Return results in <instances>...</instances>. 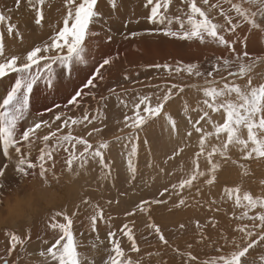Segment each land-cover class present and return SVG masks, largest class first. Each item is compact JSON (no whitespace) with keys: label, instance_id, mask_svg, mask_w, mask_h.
Segmentation results:
<instances>
[{"label":"snow or ice","instance_id":"6c2138e0","mask_svg":"<svg viewBox=\"0 0 264 264\" xmlns=\"http://www.w3.org/2000/svg\"><path fill=\"white\" fill-rule=\"evenodd\" d=\"M50 2V0H49ZM117 0H109L113 8L116 7ZM230 3L231 10L236 14L234 20L230 12H225L218 3H211L210 0H202L203 5H208L209 10L198 6V0H181L183 8L177 6V14L170 13V5L173 0H145L144 7L149 9L146 21L152 25L148 34H162L165 37L175 38L181 42L198 41L201 44L206 42L218 43L228 48L232 56L216 57L212 70L206 72L205 87H203L204 109H197V113L202 111V115L192 123L196 134L199 135V151L195 153L196 159L191 162V168L187 174L178 180L177 183H171L170 187L164 186L159 191V196H179L180 204L185 203L183 198L186 190L193 187L199 191V185L195 182L203 178V183L212 185L216 179L215 173L219 164L213 159L214 155L230 159L228 156L229 146L238 147L244 153V159L247 160L255 154L256 157H264V135L258 136V131H264V83L254 85L251 71L259 63L264 62V54L252 55L247 50L248 37L241 40L236 37V33L241 23L246 24L251 29L259 30L264 34V0H242L236 3L234 0H227ZM46 0H27V6L34 13V24L42 25L45 20L44 6ZM15 8L22 6V0H14ZM98 0H62V26L52 25L51 35L41 44L26 50V53H15L6 48L3 42V36H0V78H6L9 74H15L14 83L6 95L3 96L0 103V189L7 185L4 183L7 169L10 164L14 166L15 175L13 180L19 179L22 183L29 176H38L43 179L49 186L55 185L56 189L62 187L61 176H58L52 167H47L46 162H52L53 156L61 149L66 153V172L73 180L79 179L81 174L88 175V166L90 161L98 164L103 174V179L107 181L114 180L112 174V161L106 160V152L110 150L112 142L119 144L123 141L120 155L126 161V183L133 185L138 174L136 157L140 148L141 134L145 127L156 118L163 116L171 125L173 132L177 128V122L166 111V105L171 102V98L176 92L182 93L184 89L178 84L168 85H148L157 89L156 92L148 94H137L129 99L130 89L112 87L106 92L100 91L107 77L105 75L106 67L114 65L120 54H108L101 56L99 60L95 59L94 48H89L87 40L98 35L97 32L90 29V25L95 22L100 13L96 10ZM66 8V14L63 9ZM220 9V15L224 23L214 22L211 16V10ZM14 9H7V13L0 11V24H6V31L13 35V38L20 37L22 41L23 33L17 30V25L11 22L9 15ZM225 33L231 34L233 39H229ZM132 37L141 35L138 32L130 33ZM125 40L129 34L123 36ZM109 35L107 40H111ZM239 43L241 51L237 52L234 45ZM92 52V59L86 56ZM223 70H229L233 66L236 71H228V77L231 81L225 80L222 86H214L215 80H208L207 77H213L215 72L220 71L218 67L221 63ZM179 64L180 62L177 61ZM61 66V71L65 72V80L70 79L74 72V65H94V70L87 76L86 82L73 93H69L66 103L63 105L54 104L52 107L45 108L48 114L56 112L54 122L58 123L55 131H49L47 135L39 136V131L43 127L51 129L53 122L43 119L44 112L33 115L30 112L29 102L30 94H34V86H39L40 82L49 87L55 88L57 83V73L54 66ZM155 69H169L170 65L156 63L148 65ZM181 70L194 75L195 77L205 76V72L199 69L197 63H188L182 67L175 68L176 72ZM247 77V83L242 87L236 82L235 78ZM123 78L129 79L127 72ZM224 80V78H221ZM163 90V91H161ZM90 98L91 106L85 101ZM110 98H115L113 111V120L115 124L122 125L116 134L106 138L105 133L109 132L110 125L107 123L108 102ZM83 109L81 116L73 117L68 113L75 109ZM63 109L64 111H61ZM222 111V123L214 122L211 113ZM210 110V112L208 111ZM122 113L120 119L116 113ZM129 112L131 114H129ZM29 116L32 119L29 120ZM63 121L62 123H59ZM211 124L212 129L217 137L225 134L226 139L221 144H211L210 150L206 147V141L213 135L212 131L205 129L204 124ZM20 124H24L20 128ZM79 127L80 131L74 134V127ZM241 127L247 129V138L243 139L240 135ZM67 130L66 134L62 130ZM127 129V131H125ZM86 133V135L84 134ZM188 137L192 132H188ZM95 137V139H93ZM250 142V143H249ZM39 147V154L35 162L30 158V153ZM143 145L147 152H151V145L147 138L143 139ZM11 150V151H10ZM182 149L174 150L168 159L178 155ZM203 156L207 161L205 165L207 171L201 170L199 157ZM235 163V161H234ZM242 169L243 164L238 165ZM160 175H170L164 168L156 165ZM38 169V173L37 170ZM51 174V178H49ZM63 174V173H62ZM64 183V182H63ZM17 184H14V187ZM114 186V185H113ZM10 190V189H9ZM224 191L232 196L235 195L234 203L236 206L243 208L239 220H247L248 224H239L236 227L241 235L237 239L232 238L230 250L226 253L217 249L218 254L206 264H264V198L254 197L248 192H244L243 197L238 194L239 188H225ZM3 191H0L2 194ZM125 192H118L115 200L108 199L104 206L91 199L83 200V204L91 209L88 216L92 231L98 229L99 223L104 222L109 230L107 238L110 241V249L106 250L107 255L102 264H137L136 261L124 258V252L119 239L121 233L123 237L130 242V248L133 252L138 251L137 241L128 225L113 230L110 223L117 218L106 211L112 206L120 207L121 197L127 198ZM152 199L141 198L138 204L131 212L125 211L126 217L131 216L133 212L139 209L142 213L149 212V205L161 203V200L155 198L156 193L152 194ZM246 202V203H242ZM249 210H255L254 214ZM77 213L73 212L72 216ZM63 216L66 223L57 222V218ZM51 229H58L62 235L55 239L46 252L41 251V257L51 258L53 264H82L78 257L77 246L74 243L72 225L73 220L60 210H53L51 214ZM148 228L154 230L159 239L167 244L168 241L161 234V229L151 222L149 216ZM9 237L6 248V255L0 256V264H17L19 257L10 260L17 246L24 245V239L14 231L7 233ZM202 236V234H201ZM203 238V236H202ZM99 240V236L96 237ZM103 243V241H101ZM59 246V247H58ZM93 249L98 245L91 243ZM191 247V246H189ZM185 257V264H194L196 256L190 251L179 253ZM88 264H95L90 260Z\"/></svg>","mask_w":264,"mask_h":264},{"label":"rangeland","instance_id":"374dc122","mask_svg":"<svg viewBox=\"0 0 264 264\" xmlns=\"http://www.w3.org/2000/svg\"><path fill=\"white\" fill-rule=\"evenodd\" d=\"M141 1L142 2H139V4H141L144 9H142V14L140 15L141 19L139 20L138 15L136 17H133L132 15L134 12L137 14L139 13L138 8L135 7L138 6L135 0H131L132 3H128V0H117L115 8L112 7L109 0H98L96 10L100 15L95 18L94 22V31L97 32L98 35L90 38L87 41V44L90 49L94 48V56L96 60H99L101 56L108 54H120L119 59L116 60L113 66L106 67L105 75L107 79L102 85H100L101 92H106L108 88L112 87H122L123 89L131 90L129 93V99H131L137 94H148L157 91V89L149 87L148 85L166 84L171 86L172 84H178L184 89L182 93L174 90L171 102L166 105V111H168L177 122L175 132H173L170 127V134H168L169 136H174L172 137L175 141L173 151L182 149V151H179L176 156V165H179L178 168L185 172L187 168L191 166V162H187L186 158L192 156L191 159L193 160L196 158L195 153L199 151V135L195 133L192 123L189 121L194 122L199 118V115H202V111L198 115L197 109L205 108L203 105L205 97L203 96L202 90L203 87L206 86V72L212 70V65L215 63L216 57L231 58L232 53L231 51L226 53L212 52V49L209 48L208 45L209 42L201 45L198 41L181 42L177 39L171 40L170 38H167V40L161 45L172 43V47L160 48L158 46L160 40L156 35H163L148 34L146 31L150 30L152 25H150L145 19L149 13V9L144 7L145 0ZM236 1L237 3L242 2V0ZM127 3L128 7H125ZM211 3L212 0H210V4ZM104 6L108 9L109 15L105 14ZM198 6H202L205 10H209V6L203 5L202 0H198ZM9 8L14 9L9 15L11 16V22L17 25V30L23 33V42H19L21 40L20 37H15L14 39V34L10 35L7 33L6 24H0V36H3V42L5 43L6 48L10 49L12 52L26 53V50H30L31 47L37 44L42 45L47 39L46 37L52 34L49 29H51L52 25H56V21L57 23L59 22L57 16H60L62 10V0H50V2L49 0H46L44 6L46 18L40 26L34 24V13L27 6V0H22V6L20 8H15L14 0H0V11L7 13V9ZM216 10L220 13L219 8ZM63 12L66 14V8L63 9ZM145 22L147 23L146 27L145 24L142 26ZM132 32L141 33L138 42H136L135 37L130 35ZM125 34H129L127 40L123 38ZM145 34L149 36H145ZM109 35L112 37L111 40H107ZM203 49H206V52H204ZM92 57V52L86 56L87 59H92ZM177 61L180 63L178 64ZM156 63L161 65L168 63L170 68L155 69L148 67V65ZM188 63H197L199 69L205 72V76L195 77L183 70L180 72L175 71V68L182 67V65ZM218 67L220 68V71L215 72L213 77H207V79L215 80L216 84L214 86L220 87L225 80L231 81L233 79L232 77H228V71H236L237 69L233 66L227 71L223 70L222 59ZM74 69L71 78L65 80L66 73L61 71V66L56 65L54 66V70L58 75L54 89L47 87L43 81L40 82L39 86H34V94H30V112L33 115L44 112L42 118L53 122L51 129L43 127L41 130H38L40 137L47 135L50 130L55 131L58 127V123L54 122L56 112L53 111V113L48 114L45 112V108L52 107L54 104L63 105L66 103L69 93H73L75 89L80 88L82 84L86 82L87 76L94 70V65H74ZM125 72L129 75V79L127 80L123 78ZM222 77L224 80L221 79ZM14 79L15 74H9L6 78H0V103H2L3 96L6 95L7 88L10 89L11 84L14 83ZM252 81L254 85L259 82V80H256L255 78H252ZM262 82L264 83V78H262ZM246 83L247 78L241 82V86L243 87ZM2 84L4 87L3 89ZM85 103H89L91 106L90 98H88ZM114 106L115 98H110L107 112V123L110 125V130L105 133L106 138H110L113 134H116L118 129L122 127V125L115 124V121L113 120ZM41 109H43V111H41ZM61 111L64 110L61 109ZM208 111L210 112V110ZM222 111L223 110L221 109L219 112ZM82 113L83 109L81 108L79 111L72 109L68 114L76 117L77 115L81 116ZM129 114L131 113L129 112ZM116 115L122 119L121 112H117ZM158 118L164 117L161 116ZM158 118H156V120ZM211 118L214 122L222 123L221 115H218L215 118L211 114ZM28 119L31 120L32 116H29ZM156 120L150 122L155 130L156 128H159V125L157 126L156 123H153L156 122ZM62 122L63 121H60L59 123ZM160 122L162 123L161 120ZM202 123L206 130L213 132V135L208 138V142L212 143L226 139L225 134H220V137H217L211 124ZM24 126V124H20L19 127L23 128ZM73 127L74 134L80 131L79 127ZM66 131V129L62 130L64 134H66ZM125 131H127V129H125ZM151 131V128L146 126L144 132L141 134L140 148L142 151L139 150L140 152L138 151V155L144 153L145 146L143 145V139L149 138ZM190 131L192 132V136L189 138L187 134ZM241 131H244V133L242 132L243 134L241 135V138L246 139L247 129ZM84 134L86 135V133ZM257 135H264V131H258ZM93 139H95V137H93ZM150 139L151 138L148 140L150 141ZM115 143L116 142L111 143L112 146H110L111 149L109 151L115 148H122L124 142L121 141L119 144ZM40 146H42V143H39L37 148L30 153L31 159L35 158L36 160ZM184 148L188 149L186 153L183 152ZM60 151L61 153L59 155L55 154V157L53 156V160H55V158H60L62 162H65L67 154L63 152V149ZM168 151L169 150H166V152L162 153L163 161H170L168 159V157H170ZM229 151L234 152L238 156H244V153L239 150L238 147L229 148ZM0 152H2V145H0ZM106 155L108 158L109 156L111 158L113 157L108 151L106 152ZM199 159L201 158L199 157ZM7 162L10 166L7 169L6 176L3 178L7 187L0 189V191L5 193L14 188V183L10 181L14 176V173L12 172L10 161ZM249 165L250 166L248 167L252 168L250 163ZM159 168H163V165H160ZM93 169H95V166H93ZM98 169L99 167L96 171H98ZM60 170L62 173V170L65 171V168H61ZM168 173H170V175H167L165 178L167 182L172 178L171 171H168ZM126 176V167H124V179L121 183L117 184L119 190L117 187L115 190H113V187H110L109 189H105V191L103 190V185H95L93 183L89 174L87 176L81 174L79 179L74 180L72 185H65L62 183V187L58 189L61 193L60 198L51 207H48L52 212L53 210L62 211L73 220V239L76 245L81 244L82 249L78 252V257L81 259L82 264H88L90 260L94 261L95 264H102L107 255L106 250H109L111 245L107 238V231L109 228L104 222L99 223L96 231H92L91 227L85 228V221L80 225L76 223L77 214L81 212L74 207L72 202H69L76 198L79 199L81 207L90 209L87 205L83 204V200L91 199L93 202H98L104 206L106 200H115L118 192H125L128 194L127 198H120V218L122 219V222L115 226V219H113L110 223L113 225V230H117L115 229L116 227L118 229L123 227L124 224L128 225V229L131 230L134 239L137 241L138 251L133 252L131 250L130 242L127 241L126 237H123L122 233L119 239L122 242L121 246L124 252V258L136 261L137 264H185V257L179 255V253H186L189 251L197 258L194 264H206L207 261H210L220 254L217 249L226 253L230 250V242L232 238H240L241 234L236 231L237 225L250 223L247 220L241 221L238 219L242 214V207L236 206L228 201H220V199L215 196L210 199V218H207V215L204 212L199 213L201 209L199 201L196 202L192 199L194 203L187 204L186 200L184 204L178 202V206L175 200H173V196L167 195L160 197L158 190H162L164 184L159 185V183L165 181L160 174L159 180H157L154 185L148 184L152 192H145V188L141 184V180L138 178L135 179L133 185H127ZM259 180L263 179L260 178ZM110 182L115 184L113 181ZM249 184L257 189L258 197L264 198L263 183L257 184V182H249ZM249 184L247 183L244 187L251 189ZM258 185H260V187H258ZM124 186L126 187L125 190ZM108 192L109 194H107ZM153 193H156L155 198L162 202L149 205L150 210L148 213H142L137 209L131 216L126 217L124 215L125 211L131 212L135 207V204H138L141 198L152 199ZM236 194L237 193H233L232 196H235ZM106 211L112 216L115 215L110 209L106 208ZM73 212L77 214L72 216ZM254 212L255 210H249L250 215L254 214ZM219 215H222L223 217L219 218ZM149 216L151 217V222L161 229V234L168 241L167 244H164L159 239V236L155 234L154 230L148 228ZM57 220V222L66 223L63 216L59 217V219L57 218ZM16 222L22 223L23 221ZM9 231H14L25 241L23 246H17V249L14 250L13 256L9 257L10 260L16 259L18 256L19 260L17 261V264H53L50 257L46 259L45 257H41L39 253L41 251L46 252L47 247H50L55 243V239H58L59 236L62 235L60 231H58V234L52 238H45L44 235L34 238L31 236V233L26 236L25 225L21 224L20 226L15 227L14 222H0V249L2 248L5 251L4 253H0V256L6 255L7 246H5V244H8L9 241L7 235ZM97 236H99V240L96 239ZM101 241H103V243H101ZM93 242L98 245L96 249H93L91 246V243Z\"/></svg>","mask_w":264,"mask_h":264},{"label":"bare ground","instance_id":"6f19581e","mask_svg":"<svg viewBox=\"0 0 264 264\" xmlns=\"http://www.w3.org/2000/svg\"><path fill=\"white\" fill-rule=\"evenodd\" d=\"M128 1H129L128 3H132L131 0H128ZM135 2H137L138 6H135V7L138 8L139 13L137 14L136 12H134V14H132V13L131 14L133 15V17H136L138 15V18L140 20L141 19L140 15L142 14V9H144V8H142V5L139 4V2L140 3L142 2L141 0H135ZM234 2L237 3L236 0ZM128 3L126 4L125 7H128ZM212 3L220 4L225 12H230L233 19L234 20L236 19V14L233 10H231L230 3H228L227 0H212ZM103 5H104V3H103ZM177 6H179L181 8L184 7V5L181 3V0H179V1L173 0V3L170 5V9H169L171 14H173V15L177 14V12H176ZM104 12L106 15H109V11L105 6H104ZM211 16H212L214 22L224 23L223 17L220 15V13L216 9L211 10ZM57 18H58L59 22L57 23V21H56V25L62 26L61 16H57ZM144 24L146 27L147 23L146 22L143 23L142 26H144ZM90 29L92 31H94V29H95L94 23H92L90 25ZM49 31H51V29H49ZM225 35L229 39H233L231 34L225 33ZM49 36L50 35H48L46 38H48ZM145 36H149V35L145 34ZM156 36L160 40L159 45H158L160 48H168L170 46L172 47V43H167L165 45H161L169 37H165V36H161V35H156ZM140 37H141L140 35L135 37L136 42H138L140 40ZM236 37H238L241 40L245 39V37L249 38L247 41V50L249 51L250 54H252V55L264 54V34L260 33L259 30L251 29L246 24L241 23L239 28H238V31L236 33ZM170 39L175 40V38H170ZM156 41H158V40H156ZM204 44H201V45H204ZM208 45H209V48L212 49V52L226 53V52L230 51L228 48H226L222 45H219L218 43L209 42ZM234 47L236 48L237 52L241 51V45L239 43L234 45ZM203 50H204V52H206V49H203ZM250 75L252 76V78L259 80V82L256 85L263 83L262 78H264V62L257 64L255 66V68L251 71ZM246 78L247 77L235 78V79H236L237 83L241 84V82ZM3 88L4 87L2 84V89ZM8 90H9V88H7L6 93ZM32 111H34V110H32ZM41 111H43V109H41ZM211 114L215 118L218 115L222 116V112L211 113ZM160 120L162 121V123L160 122ZM153 123H156L157 126L159 125V128H156V130H155L154 127L152 126V124L147 125L153 131V132L151 131V133L149 135V138H151L149 141V144L151 145V152L149 154V152H147L146 149L144 148L145 151L143 154H141L142 156L138 155L136 157L137 170H138V174H137L136 178L141 180V184L145 188L144 189L145 192H152V190L148 184L154 185L157 182V180H159L158 169H157V167H153V165H156L158 167L160 165H163V168L166 170L167 173H168V171H171V173L174 171L171 174L172 178L169 179L170 180L169 182H167L165 179L167 175H162V177L165 181H163L162 183H159V185L164 184V186H168V187H170L171 183H177L178 180L180 178H183L191 168V166H189L185 172L182 169L178 168L179 165L178 166L176 165V157L169 159L170 161H165V160L163 161V159H162L163 154L162 153L166 152V150H169L168 154H169V156H171V153L175 147V141L172 138L174 136H172V135L169 136V134H170L169 129H170L171 125L168 123V121L165 118H158L156 120V122H153ZM162 124H163V126H162ZM243 129H246V128L241 127L240 131ZM242 132L244 133V131H241L240 135L243 134ZM149 138H147V139H149ZM213 143L221 144L222 141H217V142L215 141L212 143L206 141V147L208 150H210V146ZM229 148H237V147L230 145ZM120 150H121V148H115L111 151H108V153L113 156L112 158L110 156L108 158V156L106 155V160L110 159L112 161V174L114 176V180H112V181L115 182V184L111 183L110 181L104 180L103 174H102L100 169H98V171H96L97 168L99 167L97 163H95V162L89 163V166L87 169V171L89 170V173H88L89 176L91 177V179L95 185L96 184L103 185V190L109 189L110 187H113L114 188L113 190H115L116 187L118 189L117 184L121 183L124 179V167H126V161L120 155ZM139 150L142 151L141 148H139ZM187 150H188L187 148H184L183 152L186 153ZM60 153H61V151H59L57 153V155H59ZM228 156L230 157V159L225 160L224 158H221V157L214 155L213 159L218 162L219 167L216 170V173H215L216 179L214 180L212 185L204 184L203 178H201L200 180L195 182L197 185H199V191H197L196 187H193L190 190H186L184 193L183 198L185 199V201L187 200V202H186L187 204H193L194 203L193 200H195L196 202H198V201L200 202L201 209H200L199 213L204 212L207 215V218L211 217L210 199L213 196L220 199V201H228V202L235 204L234 203L235 196H229L224 191V188H239L240 191L238 194L241 196V198L243 197L244 192H248L250 195H253L254 197H258L259 195H258L257 189H255L253 186H251L249 184V182H251V183L257 182V184H262V183L264 184V157L258 158L255 156V154H253L252 157L245 160L243 155L238 156L232 151H228ZM54 157H53V159H54ZM191 158H192V156L186 158L187 162H192ZM200 158L201 159H199V164H200L201 170L207 171V169L205 167V165L207 164V161L205 160V158L203 156H201ZM194 159H196V158H194ZM32 160H33V162H35V158H33ZM53 161L55 162L54 164L52 162H46V166L52 167L54 172L58 176H61V183H63V178L68 176L67 172H66V163L62 162V160L60 158H55V160H53ZM234 161H235V163H234ZM249 163L251 164L252 168L248 167V166H250ZM240 164L244 165L243 169L238 166ZM93 166H95V169H93ZM11 167H12V172L14 173V166L11 165ZM61 168H65V171L62 170L63 174L61 173V170H60ZM36 171L38 173V169ZM14 175H15V173H14ZM37 176H38V174H37ZM29 178H31V176H29L28 178H25L24 180L29 179ZM49 178H51V174H49ZM260 178L263 180H259ZM10 181L13 182L14 184L21 183L19 181V179H16V180L11 179ZM247 183L251 186V189H247L244 187ZM125 186H124V190L126 188ZM243 187H244V189H243ZM258 187H260V185H258ZM120 191H121V189H120ZM107 194H109V192ZM165 196H167V195H165ZM173 197H174L173 200H175V202L179 206L178 202L182 197H179V196H173ZM69 202H72L74 207L77 210H80V212H81V213L77 214L76 223L80 225L85 221V228H90L91 226H90V221L88 220V216L91 214V210L87 209L86 207H81V204H80V201L78 198H76L74 200H70ZM242 203H246V202L242 201ZM182 206H185V205H182ZM110 210L115 214L114 216L117 217V218H115V221H114V225L117 226L118 224H120L122 222V219L120 218L121 217L120 207L112 206L110 208ZM51 214H52V211L49 210L48 208H46L43 212L36 214L31 220L23 221L22 223L14 222V226L18 227L21 224L25 225L26 236H28L31 233V236H33L34 238H38L41 235H44L45 238H52L58 234L59 230L58 229H56V230L51 229V227H50V224L52 222ZM218 217L222 218L223 216L219 215ZM228 225H231V224H228ZM115 229H118V228L116 227ZM5 246H9V245L5 244ZM76 246H77V252H79L82 249L81 244H77ZM0 250H1L0 253L5 252L4 249H2V248Z\"/></svg>","mask_w":264,"mask_h":264},{"label":"clouds","instance_id":"9594fccd","mask_svg":"<svg viewBox=\"0 0 264 264\" xmlns=\"http://www.w3.org/2000/svg\"><path fill=\"white\" fill-rule=\"evenodd\" d=\"M63 182L72 185L74 180L67 176ZM60 195L55 185L49 186L39 176L23 180L7 193L0 194V222L31 220L56 203Z\"/></svg>","mask_w":264,"mask_h":264}]
</instances>
